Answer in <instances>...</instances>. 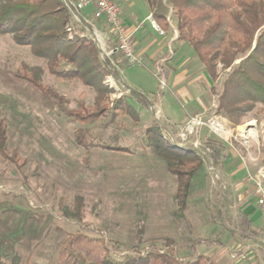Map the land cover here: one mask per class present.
<instances>
[{
	"label": "rangeland",
	"instance_id": "obj_1",
	"mask_svg": "<svg viewBox=\"0 0 264 264\" xmlns=\"http://www.w3.org/2000/svg\"><path fill=\"white\" fill-rule=\"evenodd\" d=\"M167 15L169 24H174L173 12ZM71 26V35L86 33L83 25ZM194 61L200 63L196 56ZM24 63L42 66L44 83L65 95L68 107L81 115L84 106L90 112L97 108L95 89L80 80L57 78L30 46L16 43L11 35L0 38V118L8 125L10 149H18L24 160L18 166L0 156V255H4L0 258L4 264H71L67 241L76 235L85 241L77 249L91 260L106 250L122 258L139 249L143 253L173 250L184 261L203 255L208 257L206 264H237L231 253L240 248L247 256L244 264L250 263L252 248L239 233V212L227 209L228 201L207 168L204 186L186 204L176 198V177L142 143L141 132L151 120L142 106L138 122L121 104L113 124L104 126L116 102L131 99L130 90L112 84L115 90L105 102L109 110L101 120L86 124L60 114L39 90L17 78L15 72ZM223 78L220 73L211 85L220 89ZM105 82L111 84L108 75ZM208 95L211 105H218L212 90ZM182 104L187 101L177 102ZM251 121L256 132L257 125L264 123L263 107L258 105L240 126ZM79 127L84 128L88 146L76 138ZM176 132L172 127L171 135L178 140ZM201 137L204 142L203 131ZM99 143L129 147V151ZM78 197L83 218L74 221L63 215L62 207L74 208Z\"/></svg>",
	"mask_w": 264,
	"mask_h": 264
},
{
	"label": "trees",
	"instance_id": "obj_2",
	"mask_svg": "<svg viewBox=\"0 0 264 264\" xmlns=\"http://www.w3.org/2000/svg\"><path fill=\"white\" fill-rule=\"evenodd\" d=\"M154 19L163 30L170 29L169 8L163 0H147ZM173 9L174 24L179 32L178 39L188 44L196 59L201 63L215 83L220 73L224 74L222 86L212 91L217 95V112L227 116L235 125H240L258 105L264 108V0H167ZM70 10L65 0H0V38L11 35L16 43L28 45L32 53L45 61L51 74L60 79L80 80L97 93L95 111L83 107L81 111L68 107L65 95L53 86L44 83V68L28 63L15 72V76L39 90L57 108L60 114L86 124L101 120L109 110L105 103L114 88L105 82L112 73L108 61L93 42L89 33L71 35ZM131 95L144 107L150 106L148 98L131 90ZM117 101L110 109V120L104 125L109 128L116 120L121 104L138 122L140 111L126 97ZM79 105H85L80 103ZM79 143L88 146L84 128L75 130ZM142 143L152 154L166 163L167 170L178 182L176 198L186 204L192 195L203 187L208 174L206 158L192 144L180 145L158 119L152 118L141 132ZM6 120L0 118V156L20 166L24 160L18 149H10ZM115 151H129V147L99 143ZM205 146L209 156L219 165L231 157L228 146L221 140L209 139ZM83 202L77 198L74 208L62 207L63 215L74 221L83 218ZM240 235L253 234L251 222L246 216L240 218ZM84 237L76 235L67 241V252L71 264H206L203 255L195 260L184 261L173 250H137L122 258L115 257L109 250L96 260L88 259L81 250ZM90 253V249L86 250ZM4 255H0L2 258ZM0 258V264H4ZM210 264H218L212 262Z\"/></svg>",
	"mask_w": 264,
	"mask_h": 264
},
{
	"label": "crops",
	"instance_id": "obj_3",
	"mask_svg": "<svg viewBox=\"0 0 264 264\" xmlns=\"http://www.w3.org/2000/svg\"><path fill=\"white\" fill-rule=\"evenodd\" d=\"M116 2L120 6L125 27L134 33L135 50L142 59L140 64L134 66L123 64L125 84L130 90H135L148 98L150 106H142L132 95L131 99H135L137 103H133L130 99L131 103L136 105L137 109L142 106L151 115V119H158L170 132L172 127L177 128L189 117L217 108V105L213 103L211 105L212 101L208 95L212 89V79L202 68L201 63L194 61L192 48L183 41L177 40L179 32L175 24L171 23V28L161 33L154 29L148 20L152 9L147 0H116ZM167 7L171 12V6L167 5ZM92 10V7H89L85 13L89 14ZM170 51L173 53L171 54ZM157 65L162 66L167 79V86L163 89H160L155 76ZM181 99L187 101V104L177 105ZM158 107L161 108L160 118L155 115ZM256 129L261 145L253 142L252 147L248 149L237 142L233 146L226 143L231 157L219 165L213 161V158L211 160L220 176L216 185L223 191L228 201L227 209L231 210V213L234 209L238 210L239 221L241 216H246L251 222L253 234L250 237L242 236L250 242L252 248L248 255L249 264H264V215L257 203L254 183L248 177L249 173H255L264 165L262 141L264 123L257 125ZM203 136L205 143L211 138L206 129L203 130ZM234 260L237 264L245 263L242 258Z\"/></svg>",
	"mask_w": 264,
	"mask_h": 264
},
{
	"label": "built area",
	"instance_id": "obj_4",
	"mask_svg": "<svg viewBox=\"0 0 264 264\" xmlns=\"http://www.w3.org/2000/svg\"><path fill=\"white\" fill-rule=\"evenodd\" d=\"M70 10L71 22L68 30L72 32L73 25H83L84 30L92 37L93 42L98 47L103 59L109 62L112 73L108 75L109 81L116 85L130 90L125 84V67L122 62L128 66H134L141 63V57L136 53L134 33L130 32L124 25L121 15V9L116 0H65ZM92 7V12L86 14L85 11ZM171 12H173L172 7ZM170 19V17H168ZM152 27L157 31L164 33L154 19L153 14L148 17ZM72 23V24H71ZM120 59H117V56ZM155 76L158 79L160 89L167 86V79L161 65H157ZM131 91V90H130ZM157 118L161 115V108L155 110ZM252 122V121H251ZM250 122L244 125H234L230 119L217 112L204 111L189 117L183 124L177 126L176 140L180 145L192 144L206 158L208 173L211 174L213 182L216 183L220 176L215 170V166L209 156L210 149L205 146V142L200 139L201 132L207 130L208 134L217 137L230 146L236 142L250 149L253 142L258 145L260 136L258 130L253 133L248 126ZM246 126V127H245ZM244 127V128H243ZM195 137L194 140H191ZM264 145V133L262 134ZM249 179L254 183L257 193V203L264 215V165L260 166L255 173H249ZM239 249H234L231 253L233 259L246 258V254L240 253Z\"/></svg>",
	"mask_w": 264,
	"mask_h": 264
},
{
	"label": "bare ground",
	"instance_id": "obj_5",
	"mask_svg": "<svg viewBox=\"0 0 264 264\" xmlns=\"http://www.w3.org/2000/svg\"><path fill=\"white\" fill-rule=\"evenodd\" d=\"M252 125H254V123L253 122H250L249 124H248V126H252ZM246 127V126H245ZM244 128V127H243ZM256 128V127H255ZM253 133H255L253 130L254 129H250Z\"/></svg>",
	"mask_w": 264,
	"mask_h": 264
}]
</instances>
